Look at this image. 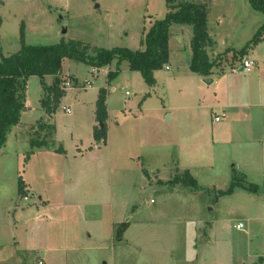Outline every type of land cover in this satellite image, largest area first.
I'll return each mask as SVG.
<instances>
[{
  "label": "rangeland",
  "instance_id": "obj_1",
  "mask_svg": "<svg viewBox=\"0 0 264 264\" xmlns=\"http://www.w3.org/2000/svg\"><path fill=\"white\" fill-rule=\"evenodd\" d=\"M1 2L0 61L21 49L23 22L30 46L79 41L91 54L141 51L146 33L170 12L166 0ZM184 2L207 9L216 42L208 53L217 63L210 77L191 70L192 27L174 24L169 61L155 72L154 86L128 62L110 81L117 61L95 68L65 59L58 78L66 94L51 116L42 107V80L29 79L27 109L0 153V263L264 264V100L256 92L261 86L264 93V32L253 42L264 14L248 0L175 4ZM246 47L241 60L238 52ZM244 60L259 65L240 71ZM55 80L45 78L48 86ZM102 88L108 90V138L98 145L93 133L101 129L96 101ZM34 139L54 145L39 148L30 175L39 190L54 193L57 207L47 208L39 191L27 192V200L19 194ZM61 147L69 162L55 152ZM80 151L84 158L68 175L66 164L81 158ZM80 164L88 167L87 178ZM187 169L198 188L173 184ZM39 175L45 179L39 182ZM235 179L257 192L236 187L222 194Z\"/></svg>",
  "mask_w": 264,
  "mask_h": 264
},
{
  "label": "trees",
  "instance_id": "obj_2",
  "mask_svg": "<svg viewBox=\"0 0 264 264\" xmlns=\"http://www.w3.org/2000/svg\"><path fill=\"white\" fill-rule=\"evenodd\" d=\"M177 1L166 0L170 12L164 19L157 20L146 33L142 40L145 48L141 51L93 49V54H91V47L79 41L30 46L26 44V26L23 22L20 31L21 49L11 56H3L0 61V151L5 147L13 127L19 125L22 114L27 109L26 91L31 77L36 76L42 80V86L46 92L45 97L42 99L44 111L51 116L57 112L60 101L66 94V92L61 90L60 85L62 82L58 78L65 59L84 62L95 68L111 66L113 62L117 61L118 71L112 72V74L109 73L110 81L118 77L122 63L128 62L130 70L139 71L146 83L154 86L156 84L155 72L162 69L169 61L170 28L174 24H179L191 26L193 29L191 70L195 74L210 77L212 69L217 63L210 60L208 53V49H212L216 42L209 33L207 9L204 4L197 3L184 2L176 5ZM248 1L253 10L264 14V0ZM263 32L264 24L256 33L253 40L254 43L262 37L261 34ZM247 49L248 47L238 52L241 60L247 55ZM49 76L56 77L52 86H48L45 82V78ZM107 97L108 90L106 88L100 89L96 101V120L104 123L105 127L100 129V127L95 126L93 133L95 141H102L103 143H106L108 138L106 124L109 118ZM48 128L55 130L54 126L49 125ZM30 142L32 147L37 148L46 147L53 149L54 146L52 142L47 140L34 139L30 140ZM55 152L66 153L62 147L56 149ZM32 153L33 151L28 154L27 159ZM173 184L198 188L197 180L189 170L177 176ZM236 187H242L255 193L258 190L257 186L247 187L239 181L236 182L235 179L228 190L222 192V194H231ZM26 193L25 183L20 179L19 194L25 196Z\"/></svg>",
  "mask_w": 264,
  "mask_h": 264
},
{
  "label": "crops",
  "instance_id": "obj_3",
  "mask_svg": "<svg viewBox=\"0 0 264 264\" xmlns=\"http://www.w3.org/2000/svg\"><path fill=\"white\" fill-rule=\"evenodd\" d=\"M221 22H222V20L219 18V21H218V26L221 24ZM185 29V28H184ZM182 33H184V32H182ZM182 33H181V35H182ZM209 33L211 34V35H213L211 32H210V30H209ZM215 46H216V44H215ZM214 46V47H215ZM214 49V48H213ZM228 50H232L230 47L229 48H227ZM224 52H222V53H218V55L219 54H223ZM246 57V56H245ZM244 57V58H245ZM247 59V58H246ZM249 61H253V60H249ZM257 63H258V60H255ZM254 61V62H255ZM256 62H255V65H256ZM229 63H231V64H233L232 62H229ZM258 65H259V63H258ZM236 65H232L231 67H232V72H235L236 71V69L234 68ZM241 68H243V67H241ZM241 68H240V71H241ZM253 69V68H252ZM244 71V70H243ZM94 72H98V70L97 69H95L94 70ZM49 77H51V76H49ZM48 78V77H47ZM257 95H258V97H259V99L262 101V100H264V93H263V89L261 88V86H259V88L257 89ZM109 112V111H108ZM247 112L248 113H250L251 112V110L249 109V110H247ZM223 116V118H226V114H223L222 115ZM263 131H264V127H263ZM252 132V131H251ZM8 141H9V139L7 140V143H6V145L8 144ZM100 145H102V142H101V144ZM5 149H6V147H4L1 151H0V153H2V152H4L5 151ZM41 150H43V149H41ZM39 148H35L34 150H33V154L30 156V158H28V159H26V161L24 160V165H26L27 167H28V173L25 171L24 172V174H23V176H19V177H21V179L23 180V182L25 183V186H27L26 187V190H27V192H28V194L29 193H31L32 191H39V193H40V199H41V201L44 203H46V207L48 208L49 206H51V207H57L56 205H55V203H53L52 204V200H51V196L54 194L51 190H49V189H42V190H39L38 188H37V185H36V183L32 180V177H31V175H30V171H32L33 172V167L35 166V161L36 160H34L35 158H37V151H41ZM81 150V149H80ZM81 152V158H78V155H75V157L74 158H72V162H74V161H76L77 162V165H76V168H75V166L72 164V162H71V164H69V163H67L66 164V171H67V174L69 175V173H70V171H71V168H72V170L74 169V172L76 171L75 169H77V166H78V164H79V161H78V159H80V161H82V159L84 158V154H83V152L82 151H80ZM23 154V153H22ZM63 155H65L64 157L66 158V161H68L69 162V159L71 158V156L69 157L68 155H69V153H68V151L66 150V153L65 154H62V156ZM25 156H23V158H24ZM81 163V162H80ZM81 165V164H80ZM23 168H25V167H23ZM80 170H81V174L82 175H84L85 176V178H87V172H88V167L87 166H82L81 165V168H80ZM187 170H189V169H187ZM190 171V170H189ZM72 173V172H71ZM70 173V174H71ZM25 175V176H24ZM30 175V176H29ZM3 176H0V178L1 179H3V178H5V177H3ZM0 179V180H1ZM19 179V178H18ZM18 179H17V182H18ZM39 182L41 181V180H44L45 179V176H41V175H39ZM53 181V180H52ZM51 181V182H52ZM54 185V184H53ZM64 193H65V195L67 196V195H69V190H67L66 192L65 191H63L62 190V193H61V196H63L64 195ZM75 196H76V198L77 197H80L81 198V196H82V194H79V195H77V194H75ZM26 197V196H25ZM68 198H69V196H68ZM58 238V241H59V237H57ZM56 248L57 247H50V248H48L47 249V251L48 252H50V251H55L56 250ZM0 264H2V262L0 263Z\"/></svg>",
  "mask_w": 264,
  "mask_h": 264
},
{
  "label": "built area",
  "instance_id": "obj_4",
  "mask_svg": "<svg viewBox=\"0 0 264 264\" xmlns=\"http://www.w3.org/2000/svg\"><path fill=\"white\" fill-rule=\"evenodd\" d=\"M254 66H255V62L254 61L244 60V62H243V70L245 72H250ZM69 83L70 82H67L66 85L68 86ZM65 110L67 112L70 111V109H68V108H65ZM215 120H216V122H219L221 120V118L219 116H217ZM25 199L27 200L28 197L26 196ZM244 227H245V225L243 223H240V224L237 225V229H239V230H243Z\"/></svg>",
  "mask_w": 264,
  "mask_h": 264
},
{
  "label": "water",
  "instance_id": "obj_5",
  "mask_svg": "<svg viewBox=\"0 0 264 264\" xmlns=\"http://www.w3.org/2000/svg\"><path fill=\"white\" fill-rule=\"evenodd\" d=\"M241 71H243V68H241ZM208 83L212 82V80H207ZM105 127V125L103 123H101V129H103ZM101 143V141H98L97 144L99 145Z\"/></svg>",
  "mask_w": 264,
  "mask_h": 264
}]
</instances>
